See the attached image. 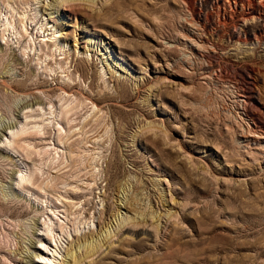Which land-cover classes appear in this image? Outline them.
Returning a JSON list of instances; mask_svg holds the SVG:
<instances>
[{
    "label": "rangeland",
    "instance_id": "rangeland-1",
    "mask_svg": "<svg viewBox=\"0 0 264 264\" xmlns=\"http://www.w3.org/2000/svg\"><path fill=\"white\" fill-rule=\"evenodd\" d=\"M94 1L40 0L28 34L15 3L22 38L0 0V264H45L47 225L55 264H264V0Z\"/></svg>",
    "mask_w": 264,
    "mask_h": 264
},
{
    "label": "bare ground",
    "instance_id": "bare-ground-1",
    "mask_svg": "<svg viewBox=\"0 0 264 264\" xmlns=\"http://www.w3.org/2000/svg\"><path fill=\"white\" fill-rule=\"evenodd\" d=\"M4 1V3L6 4L5 6V8L6 9H8L7 10V12L4 14V16H5V22H2V26H5V29L7 28V26L9 25L10 27H12L13 29L14 28H16L17 26L15 25V22H14V19H13V14H14V10H15V7L13 6L15 3H18V4H20V8H19V10L22 8L23 10L25 9V8H27V6L29 7L30 6V8H27V10H30V11H32V15L30 16L29 14H28V16L27 17H25V11L26 10H21V12H22V14H21V16L20 15H18V17H20V19H19V23H20V21H21V23L23 24H21L22 25V30H23V33H27L28 34V31H27V27L25 26V23H27L28 22V20L29 21H31V24H32V21H34V19L35 18H37V14H39L38 12H39V8H36V7H34V6H36L35 4H37V3H40V0H3ZM43 1V0H42ZM74 1H84V2H88V3H91V4H94L95 3V1L94 0H53V4H48V5H52L53 6V8H55L56 10H55V12L56 11H58V7L59 6H61V5H65V4H67V3H70V2H74ZM11 3V4H10ZM16 5V4H15ZM21 5H24L23 7L21 6ZM25 5H27L26 7H25ZM31 5H33V7L34 8H32L31 7ZM43 5H40V9H41V7H42ZM25 7V8H24ZM16 8H18V7H16ZM72 8V9H71ZM69 7V9H71L72 11L75 9L74 7ZM74 8V9H73ZM2 11V10H1ZM16 11V10H15ZM13 12V13H12ZM17 13H19V12H17ZM28 13V12H27ZM30 13V12H29ZM53 13L54 12H51V13H49L51 16L50 17H53ZM1 14H2V12H1ZM9 14V15H8ZM17 15V14H16ZM42 15H40V18H38L37 20H36V22H34V26L36 25V24H39V28L42 30V26L44 25V26H46L48 23L47 22H45V23H41L42 21ZM47 20V19H46ZM3 21V20H2ZM48 21V20H47ZM14 22V23H13ZM30 24V25H31ZM9 26H8V28H9ZM17 29V28H16ZM45 30H47L46 28H44V30H43V32L42 33H44L45 32ZM6 31V30H5ZM16 33V32H15ZM17 33H20L19 35L20 36H22L23 35V33L21 32V31H19V29H17ZM54 33H57V30L56 31H53V35H54ZM18 35V34H17ZM30 36H31V32H30ZM22 38H23V36H22ZM32 38V37H31ZM33 40V39H32ZM58 41V40H57ZM56 40H54V42L52 43V44H48V40H40L39 41V47H40V50L42 51H44V55L45 56H48V55H52V57L54 56V54H55V52L56 51H60L61 50V48H63L64 46H63V44H59V42H57ZM65 44V43H64ZM55 48V50H52V48ZM45 49H48V51H45ZM52 51H54V52H52ZM79 64H76V70H79L80 68H79ZM59 67L61 68L62 66L61 65H59ZM69 86L68 85H66V86H61V87H59V89L63 92V93H67V94H69V93H71V94H73L72 93V91H70L69 92ZM65 89V90H64ZM66 89H68V90H66ZM42 92V91H41ZM254 95V94H253ZM253 95L250 93V92H246V99H247V101H248V103H251V100L254 98L253 97ZM95 98V97H94ZM98 98V97H97ZM102 98V97H101ZM34 99H36V101L34 100ZM33 100L35 101V102H40V99L37 97V96H35L34 98H33ZM30 101V100H29ZM32 102V101H31ZM98 102V101H97ZM26 103V102H25ZM34 103V102H33ZM92 103V105H94L95 103H93V102H91ZM99 103V102H98ZM31 105V103H26L25 105H23V107L24 108H26L27 106H30ZM34 105V104H33ZM32 105V106H33ZM95 106H98V105H95ZM255 106V105H254ZM22 107V108H23ZM23 108V109H24ZM29 108V107H28ZM27 109V108H26ZM66 109V108H65ZM99 109V111H100V109L101 108H98ZM248 109V108H247ZM251 110V109H250ZM256 113L255 112H252V113H250L249 115H251L252 117H253V119H255L256 118V115L259 113V111H262V109H261V107H256ZM69 111V109H67V110H64V113L63 112H60L61 114L63 113V115H61L62 116V118L63 117H65L66 116V114H67V112ZM28 113H29V111H27ZM27 114V113H26ZM26 114H24L25 115V119H27L28 117V115H26ZM259 115V114H258ZM42 116V115H41ZM29 118H30V116H29ZM41 118V117H40ZM34 119V118H33ZM257 119H259V118H257ZM44 120V119H43ZM42 120V121H43ZM68 120V119H67ZM36 122V121H35ZM48 122V121H47ZM26 126H27V123L25 124ZM25 125H23L24 127H26ZM43 125H45L46 126V123L45 124H43ZM35 128H38V129H41L40 127H42V126H40V125H36V124H34L33 125ZM40 126V127H39ZM44 126V127H45ZM24 127H22V129L23 130H20L21 132H27V129L25 130V128ZM62 129V128H61ZM9 130V129H8ZM29 130V129H28ZM36 130V134H37V132H39L37 129H35ZM5 131V130H4ZM9 132V131H8ZM21 132H19V133H21ZM90 132V131H89ZM18 133V131L17 132H13V131H11V129H10V132H9V135H11L10 137H12V139H9V136H8V140L5 142V144L6 143H8V146L9 145H11L12 147L14 146V144L17 142V140L19 141V134ZM27 133H25L24 135H26ZM28 134H29V132H28ZM86 134V133H85ZM3 136V135H2ZM15 136H17L18 137V139L15 137ZM84 136V135H83ZM4 137V136H3ZM2 137V138H3ZM23 138V137H22ZM22 138H20V139H22ZM25 138H26V136H25ZM17 139V140H16ZM24 139V138H23ZM59 139V138H58ZM61 139H62V137H61ZM61 139H59L58 140V142L60 141L61 142ZM91 139H93V138H91ZM16 140V141H15ZM90 141V140H89ZM23 142V141H22ZM95 142V141H94ZM19 143V142H18ZM64 143V142H63ZM86 143H87V141H86ZM3 144V143H2ZM7 145V144H6ZM4 146V147H6L7 148V146ZM74 145H76V143L74 142V143H72V144H70L69 143V145H67L68 147L67 148H69V152H72V146H74ZM29 146V145H28ZM0 147H1V145H0ZM14 147H16V144H15V146ZM9 148H11L10 146H9ZM44 150H45V148H43ZM42 149V150H43ZM9 150V149H8ZM10 150H12V149H10ZM15 150V149H14ZM44 150H43V152H44ZM46 151H48V148H46V150H45V152ZM39 152H42V151H39ZM45 152H44V154H45ZM38 153V152H37ZM38 154H41V153H38ZM48 154V152L46 153V155ZM50 154V153H49ZM57 154V153H56ZM70 155H72V153H70ZM49 156V155H48ZM55 158H56V156H54ZM53 157V158H54ZM52 158V159H53ZM55 160V159H54ZM52 162V161H51ZM107 165H108V163H107ZM109 166V165H108ZM111 167V166H110ZM29 168V167H28ZM112 168L113 167H111L110 168V171H112ZM30 169V168H29ZM114 169V168H113ZM34 171L35 170H32V171H30L29 170V174L28 175H22V174H20L19 175V183H22L23 184V189H25L27 192H29L30 191V187H32L33 188V185L36 183V181H37V179H36V177H34L35 179V181H33V178H32V176L34 175ZM21 173V172H20ZM33 174V175H32ZM114 175V178H116V177H118V175H117V173L115 172V173H113ZM108 175V174H107ZM37 176V175H36ZM61 176V175H60ZM59 176V177H60ZM57 180L59 179V178H57V177H55ZM95 179V178H94ZM53 180V179H52ZM51 180V181H52ZM18 183V184H19ZM59 183V182H58ZM58 183H56V184H58ZM52 184V183H51ZM60 184L62 185V186H64V192L67 194V193H71L69 190H71V189H75V190H77L78 189V187H73L72 185H70V182L68 183V181H67V179H65V180H60ZM51 186V185H50ZM56 186V185H55ZM68 186H71V189H68L67 187ZM52 187V186H51ZM65 187H66V189H65ZM50 188V187H49ZM52 189H56V188H52ZM81 190V189H80ZM73 196V195H72ZM79 196V195H78ZM78 196L77 195H74V197L75 198H78ZM59 197H62L61 195H59ZM33 208V207H32ZM64 209V208H63ZM35 211V210H34ZM64 211V210H63ZM26 212H28V211H26ZM30 212V211H29ZM28 212V213H29ZM36 212V211H35ZM54 212V211H53ZM51 214H52V212H51ZM52 220V219H51ZM50 220V221H51ZM127 222H128V219L127 218H122V220L119 222V224H118V228H121V227H124L126 224H127ZM35 224V223H34ZM45 225H47V223H44ZM53 223H50V225H52ZM131 224V223H130ZM44 225V226H45ZM55 225V224H54ZM59 225V224H58ZM65 228V227H64ZM64 228L60 225L59 226V230L61 231V233L59 234V235H54L53 234V228L52 227H50V226H46V229H47V233L49 232L50 234H51V236L49 235V237H47L46 239L48 240V243H49V245L51 246V242H52V244H53V246L54 247H52L53 248V250H51L50 248H48L47 246H44L43 244L44 243H42V241H39V243H40V246H42V247H44L46 250H48V252L49 253H46V255H45V257H43V256H41L40 254H36L34 257L35 258H38L39 260H42V261H44V260H46V262H44L45 264H55L56 263V261L58 260V257H57V255H61V253H60V251H59V245L61 246L62 244H60V241L62 242L63 241V238H68V237H70L71 236V233H70V231H69V233L67 232V230H64ZM78 229V228H77ZM76 228H75V230H77ZM57 231V230H56ZM35 233V232H34ZM44 233H46V232H44ZM109 235V238L107 239V235L103 238V240L105 241H103V246H105V244L108 242V240L109 239H111L113 236H115L116 234H114L113 236L112 235H110V234H108ZM65 240V239H64ZM32 246H35V245H33V241H32ZM101 248V245H100V243H96V241H93L92 239H91V241L90 242H87V240H85L84 239V242L82 241V243H79L78 242V244H77V249L76 250H74V249H71L69 252H68V254H67V256H68V260L67 261H65V263H63V264H81L85 259H87V258H91L95 253H97L98 251H99V249ZM82 249H85L86 250V253L84 254V256L83 257H81L80 256V253H79V251H81ZM38 250H40L41 251V248H39L38 247ZM74 250V251H73ZM21 252V251H20ZM17 253L14 257H15V259L17 260V261H20V262H22V263H26V264H32L33 263V259H32V256H28V259H27V257H25L24 255H21V253ZM49 255H51L52 256V258H50L49 257ZM17 256H19V257H17ZM83 258V259H82ZM31 259H32V261H31ZM38 263H43V262H38Z\"/></svg>",
    "mask_w": 264,
    "mask_h": 264
}]
</instances>
